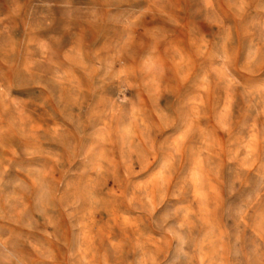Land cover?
Here are the masks:
<instances>
[{
	"label": "clouds",
	"instance_id": "obj_1",
	"mask_svg": "<svg viewBox=\"0 0 264 264\" xmlns=\"http://www.w3.org/2000/svg\"><path fill=\"white\" fill-rule=\"evenodd\" d=\"M0 264H264V0H0Z\"/></svg>",
	"mask_w": 264,
	"mask_h": 264
}]
</instances>
